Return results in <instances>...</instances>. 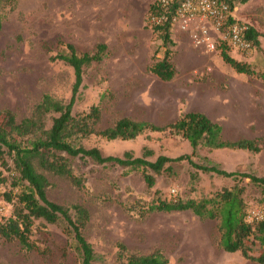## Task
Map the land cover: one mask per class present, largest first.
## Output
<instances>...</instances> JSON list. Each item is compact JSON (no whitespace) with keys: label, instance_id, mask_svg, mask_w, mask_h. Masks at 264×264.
I'll return each mask as SVG.
<instances>
[{"label":"rangeland","instance_id":"rangeland-1","mask_svg":"<svg viewBox=\"0 0 264 264\" xmlns=\"http://www.w3.org/2000/svg\"><path fill=\"white\" fill-rule=\"evenodd\" d=\"M153 1L0 0V112L8 110L19 122L31 114L44 94L66 102L74 83L73 69L51 57L64 51L65 43H72L78 53L104 43L106 54L85 69L73 107L74 112H86L99 104L98 129L123 116L157 125L171 123L181 113L205 106L211 94L224 102L215 120L222 126L224 139L264 136V81L238 73L222 60L220 45L228 42L211 24L206 26L213 48L196 44L192 38V28L199 20L187 30L172 27L176 74L171 80H160L147 70L153 54L160 57L163 51L161 40L146 25V10ZM232 11L236 21L259 33L260 44L248 51L229 45L230 55L264 70V0L235 3ZM53 115L47 116L46 127ZM3 119L0 113V125ZM81 143L99 148L103 155H121L129 150L139 156L146 146L153 151L150 160L158 155L191 153L186 140L168 131L112 141L90 135ZM192 159L228 171L264 176V144L257 153L200 146ZM7 161L12 164L9 158ZM70 164L83 185L43 172L49 180L47 195L57 203H79L88 209L89 219L82 233L94 249L93 264H115L120 243L126 253L147 254L158 248L168 264H258L239 251L229 253L218 246L216 220L202 219L190 210L144 212L157 199L211 196L223 187L231 188L235 183L232 178L203 172L182 161L166 164L170 169L160 174L150 171L155 184L147 187L140 170L84 163L78 158H70ZM239 184L244 186L248 213L264 214L259 202L261 187L248 179ZM9 189L8 181L0 186V218L13 210L12 202L1 196ZM31 238L37 245L34 250L0 236V264H80L76 242L63 220L53 224L35 220Z\"/></svg>","mask_w":264,"mask_h":264},{"label":"trees","instance_id":"trees-1","mask_svg":"<svg viewBox=\"0 0 264 264\" xmlns=\"http://www.w3.org/2000/svg\"><path fill=\"white\" fill-rule=\"evenodd\" d=\"M233 10L235 3H246L249 0H224ZM180 0H172L166 9V19L159 24L151 23L150 19L162 13L160 0H154L146 10V25L161 40L163 48L160 57L152 56V62L147 70L160 80L169 81L176 74L173 62L175 41L171 36V17ZM13 8L10 7L9 10ZM2 15L0 13V29ZM259 33L248 26L243 37L252 47H259ZM228 45L222 42L220 56L236 72L257 76L264 81V70H256L250 63L231 56ZM66 49L59 51L51 58L60 60L73 69L74 83L71 95L66 102L44 94L34 106L28 117L15 121L8 110L0 112L4 115L0 125V186L8 181L10 189L2 193V199L12 202L13 210L8 216L0 218V236L4 239H15L28 250L37 248L31 238L34 221L42 219L47 223L65 222L66 231L76 242L80 256V264H93L95 252L91 243L85 238L82 229L89 219L88 209L79 203L63 205L49 199L47 195L49 180L43 172L65 176L76 186H82L81 177L74 174L70 158H78L82 162L92 161L98 164L109 163L113 166L128 167L130 170H140L147 187H153L155 177L170 169V163L186 161L192 167L203 172H213L217 175L230 177L235 183L231 188L223 187L211 196L201 199L179 198L157 199L149 204L144 212L184 211L190 210L202 219L217 221L218 246L225 252L239 251L241 255L252 262L264 264V216L248 217L247 204L243 199V179L261 187L262 196L259 199L264 208V176L242 172L228 171L215 164L197 163L192 159L200 146L208 149L228 148L259 152L264 144V136L254 138H237L226 140L222 136V126L210 119L201 111H186L178 118L164 125H157L148 120H136L128 116L116 119L110 126L98 129L101 121V108L94 104L86 112H74L73 107L83 85L85 69L94 62H100L106 51V45L99 43L94 50L78 53L72 43H65ZM51 117L49 127L46 118ZM168 131L180 135L191 148L190 154L175 157L158 155L154 160L148 157L153 151L143 147L141 155L135 156L126 150L121 155H103L97 147H85L81 139L90 135H98L108 141L131 140L144 132ZM7 158L11 160L9 164ZM39 169L41 171H39ZM5 171L7 174H5ZM158 191L156 190L155 193ZM118 260L115 264H168V258L155 248L147 254L126 253L125 246L118 245Z\"/></svg>","mask_w":264,"mask_h":264},{"label":"built area","instance_id":"built-area-1","mask_svg":"<svg viewBox=\"0 0 264 264\" xmlns=\"http://www.w3.org/2000/svg\"><path fill=\"white\" fill-rule=\"evenodd\" d=\"M171 1L160 0L162 13L153 16L151 23L159 24L166 19V9ZM196 20H199V23L192 28V38L196 44L214 47L206 26V23H209L218 33L222 31L223 38L235 49L248 51L251 48L250 42L243 37L247 26L235 20L232 9L224 0H180L171 17L172 27L187 30ZM263 216L264 214L255 212L252 215L248 213L250 219Z\"/></svg>","mask_w":264,"mask_h":264},{"label":"crops","instance_id":"crops-1","mask_svg":"<svg viewBox=\"0 0 264 264\" xmlns=\"http://www.w3.org/2000/svg\"><path fill=\"white\" fill-rule=\"evenodd\" d=\"M218 95H207V99L205 100V106H200L201 108H194L189 111H201L205 113L210 119L216 120L219 115V110L224 104L223 100L219 99Z\"/></svg>","mask_w":264,"mask_h":264}]
</instances>
